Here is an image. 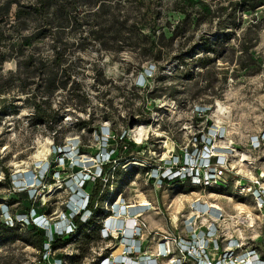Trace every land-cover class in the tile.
<instances>
[{
  "label": "rangeland",
  "instance_id": "obj_1",
  "mask_svg": "<svg viewBox=\"0 0 264 264\" xmlns=\"http://www.w3.org/2000/svg\"><path fill=\"white\" fill-rule=\"evenodd\" d=\"M134 1L123 0L117 9L122 15L135 9L120 39H134L139 34L145 43L150 36L148 44L155 41L160 56L157 49L151 52L126 42L119 52H110L98 35L83 32L89 30L83 19L81 28L74 20L63 29L54 25L48 36L39 35L30 20L26 28L16 30L18 4L0 0V31H6L7 43L14 46L12 57L0 66V87L11 72L17 74L16 82L4 87L8 89L5 95L0 94V209L15 202L10 210L20 214L27 205L18 202L11 184L45 178L47 182L38 190L39 208L52 220H59L74 201L71 183L77 177L73 166L81 163L85 171L89 163L100 166L92 156L101 153L105 157L109 149L99 152L109 137L103 129L116 130L113 149L118 146L117 134L128 129L127 142L135 144L134 148L124 144L118 161L122 164L110 185L107 181L99 185L104 195L117 197L115 205L126 206L128 215L117 216L119 219H133L148 232L182 237L192 225H216L222 240L239 239L264 256V207L260 209L249 190L251 186L260 189L253 183L260 177L264 187V5L249 10L237 6L231 20L220 10L226 7L230 11L231 0ZM178 24L182 31L171 39ZM109 45L114 46L113 42ZM64 48V67L73 73L71 81L79 87L71 94L70 84L51 86L50 118L44 125L22 86L40 95L45 78L42 64L50 67L53 81L56 53ZM203 58H208L207 68L200 66ZM147 71L151 74L141 87L145 89H136ZM58 118L62 123H57ZM52 120L58 125L56 133ZM77 121H81L78 126ZM84 122L92 131L82 129ZM96 125L103 126L100 133ZM198 134H204L203 140L210 137L213 148L220 150L218 155L225 163L219 169L227 184L219 182L220 186L212 180L161 185L159 177L179 166L199 146L194 140ZM79 141L85 153L76 156ZM58 145L66 152L55 154ZM63 156L71 160L69 166L63 163ZM54 164L61 171L55 181L47 176ZM99 203L100 215L110 209L109 204ZM111 209L115 212L114 206ZM220 211L223 218L217 214ZM91 231V227L85 228L63 241L57 254L68 264H94L115 250V241H101ZM37 243L33 232L0 227V264H39Z\"/></svg>",
  "mask_w": 264,
  "mask_h": 264
},
{
  "label": "built area",
  "instance_id": "obj_2",
  "mask_svg": "<svg viewBox=\"0 0 264 264\" xmlns=\"http://www.w3.org/2000/svg\"><path fill=\"white\" fill-rule=\"evenodd\" d=\"M148 72L149 74L146 76L143 74L140 77L137 86H145L147 77L149 78L151 74V71ZM108 129L109 127L104 128L103 131L109 135ZM203 136L204 134L201 135L202 145L200 146L198 143L199 146L188 152L187 157L183 159L182 163L180 162L179 166L171 168L168 174L162 175V179L191 177L192 181L208 182L215 180L216 184H219V182L225 183L224 171L219 169L221 164L225 163V159L218 155L220 150L213 148L212 139L207 136V139L203 140ZM196 138L197 136L194 138L195 142H197ZM107 139L104 140V143ZM261 140L264 141V135ZM81 142L79 141L77 145L76 156L83 155L78 150ZM256 143L258 145L260 144L259 139H256ZM105 146L104 149L108 148L107 145ZM59 149L57 151L59 155L66 152L63 146ZM107 155L108 151L105 157L103 155H101V158L92 156L98 160L97 163L100 166L96 167L93 163H89L87 164L88 169L86 171L81 163L73 166V168H82L79 173L75 174V177H77L76 183L72 182V186L70 185L72 196H74L73 202L78 208L77 213L72 212L70 216L65 213L62 218L54 221L49 215L38 216L34 211H31L30 215L13 214L7 204L0 209V223H4L9 227H15L17 225L29 227L30 224H33L47 231L49 241L45 243L44 249L39 251L41 255V262L39 264H68L65 258L58 257V251L52 249L51 243L54 239V233L58 235L75 233V216L81 211L86 213L88 211L89 195L84 191L85 182L90 178L91 171L97 173V170L101 169L102 162L108 159ZM62 160L65 165L67 162L69 164L71 162L67 156H63ZM83 172L86 173L83 174ZM48 173L49 168L47 176L49 175ZM57 174L60 173H54L50 179L55 181ZM12 179L13 177L10 182H12ZM260 180L253 182L260 189L256 187V189L252 190L251 186L249 190L253 192V196L259 203L260 209H262L264 207V187H261ZM46 182L45 178L44 180L36 178L33 181L31 179L28 182L18 181L17 184H11V189H13L14 193L28 192L31 198L36 199L38 197V190ZM116 201L110 205V209L108 210L110 214L103 220V225L99 233V240L116 242L114 244L116 245L115 250L106 252L97 258L94 264H264V256L257 248H248L239 239L222 240L218 226L213 225L212 228H197L192 225L187 229L186 237L173 234H156L155 232L143 230V227L138 226L137 222L133 219L129 221L119 219L123 215H128V210L125 205H115ZM113 206L115 207V212L111 209ZM80 214L83 215L82 212ZM113 214H116V216ZM217 214L220 215L221 211ZM89 217L90 215L87 213L84 220L89 219ZM220 217L223 218V214Z\"/></svg>",
  "mask_w": 264,
  "mask_h": 264
},
{
  "label": "trees",
  "instance_id": "obj_3",
  "mask_svg": "<svg viewBox=\"0 0 264 264\" xmlns=\"http://www.w3.org/2000/svg\"><path fill=\"white\" fill-rule=\"evenodd\" d=\"M7 5H12V4H18V10L16 12L15 18H16V25L15 29L19 30L21 28H26L28 26L29 20L33 23V25L36 27V30H38V34L42 36H48V34L51 33V30L53 26L55 25L58 29H63L65 26L70 23L71 20H74L76 23V27L81 28L82 25H80V20L83 19L84 24L89 26L87 32L90 34H96L98 35L99 39H103L105 42V48L110 51L117 53L123 46V42L128 43V45L132 47H138L141 48L140 46L143 47V49H149L151 52L155 51V49L158 50L157 44L154 42L148 44V39H151L150 36L146 37L145 40L142 43V40L139 37V34H136L135 38L133 39L132 36L125 38V41H122L120 39L121 36H124L123 34L125 33V30L128 26V21L132 18L129 17L133 16L134 14V8H132V11L129 10L125 13V15H122L121 10H117L124 2L123 0H30L28 3H22L21 0H5ZM136 4L138 3H143V0H135L134 1ZM230 4V11L228 12L226 7H220L221 11H225L223 16L228 19H234L235 16V11L237 9V6L240 8H248L246 10L251 9H256L258 7H261L264 5V0H238L234 1L231 0L229 2ZM235 6V8H234ZM139 8V7H138ZM137 9V8H136ZM206 9V5L202 6V10ZM182 14H185V17H188V14L186 11H180ZM264 19L261 20L263 22ZM156 25V23H154ZM137 26V24H136ZM23 28V29H24ZM61 31V30H60ZM132 31V30H131ZM130 31V32H131ZM182 31V25H176L174 30L172 31V37L171 39H174V37H178L180 32ZM36 34V35H38ZM62 33L58 31V35L60 36ZM157 34V31H154V36ZM164 34V33H163ZM162 34V35H163ZM35 35H33L34 37ZM9 39L8 36H6V31H0V66L5 63V60L7 57H12L13 51H14V46L11 45L10 43H7V40ZM59 40H61V37H58ZM131 40V41H129ZM134 40V41H132ZM109 42H113L114 46H110ZM65 51L66 48L57 51L56 53V60L55 63L53 64V69L55 70L54 74V79H50L49 73H50V67H46L45 64H42L44 67V72H45V78L43 80L44 85L42 86L43 89L39 94H36L34 91L27 92L25 91L26 86H22V91L24 95H30L27 99V102L32 105L34 108L36 114L35 116L38 117L42 124L47 125L50 115L48 113V104L50 100V90L52 85H57L58 88H65L67 87L68 84H70V88H72L71 94L75 92V89L79 87L78 84H75L74 81H71L73 78V73L69 72L68 69L64 67V56H65ZM158 56L162 55V52L158 50L156 53ZM208 58H203L200 59V66L203 68H207L208 66ZM155 65H153L154 68H156L157 61L154 60ZM33 62L29 61V66H32ZM159 69V68H158ZM149 74V72L147 71ZM17 74H13L12 72L10 73V76L6 81L2 82L3 86L7 88L10 84H14L16 82V77ZM19 82V79H17ZM74 82V83H73ZM147 82V81H146ZM146 86V84H145ZM148 86V85H147ZM0 87V94L5 95L8 89H4ZM136 89H145L141 88L139 86H135ZM148 88V87H147ZM70 92V90H69ZM84 97V96H83ZM86 102H88L87 97L85 96ZM68 105H71L69 103H66ZM210 111V110H209ZM208 112V111H207ZM17 113V112H16ZM59 119V118H58ZM57 122V119L54 121ZM53 120L50 122V124H55ZM57 123H62V120L59 119ZM76 126H78L81 121L76 122ZM84 127L82 129H85L87 127L90 128V125L88 126V122H84ZM56 128H54V132L56 133L58 125H54ZM95 130L100 133L101 132V125H96L94 126ZM92 131V129H89ZM115 132L116 130L114 127L111 128L109 127L108 133H109V138L107 141L102 145L101 152L104 149V145H107L109 147L108 149V155H107V160L105 162H102V166L100 170H97V173H94V171H91V176L88 178L85 182L84 185V191L89 195V205H88V211L90 217L87 220H84L85 215L87 214L84 211H81L82 214H77L74 218V225L76 226L75 233L73 234H63V235H58L54 233V239L51 243L52 249L57 251L60 249L61 245L64 244L62 243L63 241H67L73 236H76L78 233H81L83 229L85 228H92L91 232H94V234L97 235V238L99 239V233L100 229L102 228L103 225V220L105 217H107L110 212L107 211L105 212L104 210L102 211V214H99V201L102 202L103 204H109L110 205L116 201L117 197H110L107 194L104 195V190L99 186L103 181H107L109 183L111 181V178L113 177V174L116 173L118 167L122 164H118L120 154L124 148V144L126 143L128 147L133 146V143H128L127 138H128V129L120 135L117 134V144L118 146L113 149L111 146L114 144V139H115ZM196 141L199 143L201 146V135L198 134ZM116 142V141H115ZM62 147V145H58L54 148V153L57 154V151L60 150L59 148ZM132 147H130L131 149ZM136 148V147H135ZM79 153L84 154L85 149L83 147V144H79ZM94 157L101 158V153L93 155ZM118 164V166L116 165ZM66 165H70L69 162L66 163ZM56 164L53 166H49V178L56 173V172H61L57 171L55 169ZM95 169V168H94ZM93 169V170H94ZM74 173L77 174L79 173L82 168L81 167H74L73 168ZM115 171V172H114ZM161 172L159 171V174ZM160 183L161 185H167V184H174V183H182L184 181H189L192 182L191 177H180V178H175V179H169V178H161L160 176ZM52 180V179H51ZM11 181V178H9L8 182ZM54 181V180H53ZM227 184V183H223ZM110 185V183H109ZM220 185V184H218ZM221 186V185H220ZM224 186V185H223ZM96 187V188H95ZM14 196L18 198V202L26 204L27 208L24 209L23 211L20 212L22 215H30L31 211H34L36 215H47L49 213H46L39 208V197L36 199L31 198L28 192H21V193H14ZM15 205L14 203H7V206L9 209H11V206ZM68 210H66V213H77L78 208L75 206L73 201H70L69 204L67 205ZM100 215V217H99ZM103 216V217H101ZM0 227L7 228V229H20L24 231H30L36 234L38 238V243L36 244V248L38 251H42L44 249L45 243L49 241L48 233L44 229H40L36 227L33 224H30L29 227H22L21 225H17L15 227H9L4 223H0ZM60 258H64L62 255H58Z\"/></svg>",
  "mask_w": 264,
  "mask_h": 264
},
{
  "label": "bare ground",
  "instance_id": "obj_4",
  "mask_svg": "<svg viewBox=\"0 0 264 264\" xmlns=\"http://www.w3.org/2000/svg\"><path fill=\"white\" fill-rule=\"evenodd\" d=\"M223 158V157H222ZM143 201H144V199H143ZM145 205V204H144ZM144 205H143V207H144ZM141 208H138V209H136L137 211H139ZM119 213H121V212H119ZM216 226V225H215ZM213 227V226H212ZM212 227H208V228H212ZM217 227V226H216Z\"/></svg>",
  "mask_w": 264,
  "mask_h": 264
}]
</instances>
